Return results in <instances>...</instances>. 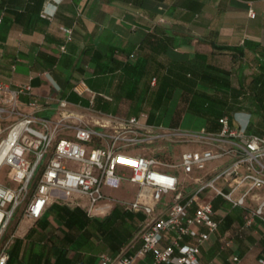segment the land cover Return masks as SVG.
<instances>
[{
	"label": "crops",
	"instance_id": "crops-1",
	"mask_svg": "<svg viewBox=\"0 0 264 264\" xmlns=\"http://www.w3.org/2000/svg\"><path fill=\"white\" fill-rule=\"evenodd\" d=\"M43 10H53L48 0H0V84L11 89L29 85L31 96L45 104L40 117L54 115L56 99L67 101L89 124L106 117H133V107L125 97L132 81L126 67L135 66L136 77H143L138 83L141 87L157 69L170 80L193 75L189 92L176 88L165 95L155 121L149 124L144 121L151 100L145 102L144 89H139L134 110L142 125L179 130V125H170L171 118L186 92L192 111L186 110L182 117L189 113L200 118L205 128L206 119L194 112L205 107L196 104L201 101L198 94L218 98L225 92L227 102H241L240 121L264 130V0H144L138 9L122 0H63L51 19L42 17ZM111 48L115 49L112 58L119 63L113 72L108 70L114 66L109 60ZM207 71L216 82L202 78ZM154 78L149 79L151 88L156 85ZM222 79L228 80L229 89L221 85ZM74 87L89 92L79 95ZM210 127L216 128L215 123ZM125 185L129 184L122 188ZM107 201L91 215L82 207L53 201L38 220H30L21 236L16 231L26 218L18 212L6 232L14 234L7 264H97L100 254L108 252L97 253L103 241L86 218L108 215L115 205ZM55 205L76 211L78 221L69 225L58 219L52 213ZM240 225L232 223L222 238L219 230L211 236L201 248V264H231L234 255L238 264H257L264 254V225L257 221L238 235ZM140 244L137 234L118 255H132ZM150 262L149 255L136 264Z\"/></svg>",
	"mask_w": 264,
	"mask_h": 264
},
{
	"label": "built area",
	"instance_id": "built-area-1",
	"mask_svg": "<svg viewBox=\"0 0 264 264\" xmlns=\"http://www.w3.org/2000/svg\"><path fill=\"white\" fill-rule=\"evenodd\" d=\"M48 1L53 10H43L45 19L63 2ZM248 16L255 14L249 10ZM23 96L29 97L26 102ZM55 104L52 117H40L45 104L31 96L29 85L0 84V137L6 132L0 138V153L5 150L0 169L10 171V184H0V264L9 260L14 234L6 232L18 212L35 221L53 201L82 207L80 201L86 200L82 208L91 215L101 202L114 201L105 190L118 191L125 183L137 192L132 201L117 204L145 215L141 246L133 255L101 254L97 264H136L149 255L150 264H201V248L222 222L214 198L241 211L242 229L257 221L264 225V135L248 133L241 112L219 118L218 132H187L149 128L136 118L106 117L89 124L67 101ZM163 142L195 148L177 162L166 159V149L160 158L131 155L141 145ZM181 176L191 182L183 185ZM238 262V256L231 257V264ZM257 264H264V254Z\"/></svg>",
	"mask_w": 264,
	"mask_h": 264
},
{
	"label": "trees",
	"instance_id": "trees-1",
	"mask_svg": "<svg viewBox=\"0 0 264 264\" xmlns=\"http://www.w3.org/2000/svg\"><path fill=\"white\" fill-rule=\"evenodd\" d=\"M144 0H122L123 4L126 6H129L134 9H138L142 6ZM162 1V0H158ZM154 32H156V28L153 29ZM152 35V34H151ZM155 37V36H154ZM218 50L221 48H217ZM114 48L110 49V63L111 66L108 68L109 72H113L118 69L119 63L114 61L112 58L114 54ZM226 50L229 51H238L236 48H226ZM118 52V51H117ZM240 53V51H238ZM135 54L132 52L130 53V56ZM127 71V76H129L132 81L130 82L131 84L127 87L126 91V99L130 101L132 105L131 109V114H134L133 117L130 118H136L138 121L140 120V117L138 115V110L135 112L134 108L137 103V98L139 97V89H144V96L143 100L149 98L150 103V110L146 113V118H145V123L149 124L155 121V111L160 108V106L163 104L162 100L165 97V95H170L172 90L176 88H184L189 92V88L192 86V73H188V75H178L175 80H170L165 75V72H161L160 70L157 69L155 72H153L150 76L147 78V83L145 82L144 86H138L139 79H142L143 77L139 75V77H136V68L135 66H127L126 67ZM161 72V75L160 73ZM154 78L156 81L155 87L151 88L149 86V79ZM206 82H216V78L211 74L208 73V71L203 75L202 77ZM221 85L225 89H229V82L226 79H222ZM199 97L201 98V101L196 103L199 106L203 107L200 111L199 110H194V112L197 113V115L202 116L204 119H206V126L205 130L208 132H218L220 129V126L218 124V119L223 117V116H231L232 113L235 112H241V105L240 101H228L227 98L229 97L228 95H225V92L218 97V98H213L210 95L206 93H199ZM247 93H243L240 96V99L243 100L246 97ZM152 96V97H151ZM67 100H73L69 96H65ZM188 99V93H183L181 94V100L178 103L177 108L174 111V114L171 118V126L172 127H177L179 125V122L182 118L183 113L186 110L192 111V107L189 103H187ZM147 102V101H145ZM195 104V103H194ZM220 106L221 109H217L216 107ZM225 106H228L226 110L224 109ZM222 109H224L222 111ZM108 112V110H107ZM110 112V111H109ZM108 112V113H109ZM216 125V128H211L210 125ZM219 126V127H218ZM248 133L254 134V135H264V130H256L251 124L248 123ZM213 203V208L214 210L222 209V222L219 227V230L225 231L228 229L232 223H237V224H242V219H241V211L236 208H232L229 204L223 202L220 198H214L212 200ZM52 213L60 220H64L66 224L72 225L78 221V218L75 217L74 213L76 211H69L67 207L64 206H58L55 205L52 207ZM146 217L142 213H134L132 211H129L125 209L123 206L116 204L110 213L106 215L102 219H97V218H86V223L91 225L94 229V232L102 239L103 241V246H101L98 250L97 253L101 251H107L108 253H102L106 254L111 258H115L119 256L120 250L128 245L137 234H139L141 225L145 221ZM239 233L238 235L243 234L244 229H242V225H240L239 228ZM141 246V244H140ZM140 248V247H139ZM136 252V251H135ZM134 252V253H135ZM133 253V254H134ZM132 254V255H133ZM101 255V254H100Z\"/></svg>",
	"mask_w": 264,
	"mask_h": 264
},
{
	"label": "rangeland",
	"instance_id": "rangeland-1",
	"mask_svg": "<svg viewBox=\"0 0 264 264\" xmlns=\"http://www.w3.org/2000/svg\"><path fill=\"white\" fill-rule=\"evenodd\" d=\"M106 109V107H105ZM110 110V109H108ZM85 119V118H84ZM203 125L202 120L200 118H197L191 114H186L182 117L180 123H179V130L181 131H187V132H196L198 131L201 126ZM6 133V132H5ZM4 134L1 135L0 138L4 137ZM166 147V148H165ZM194 146L190 143L186 142H179L175 143L172 145L165 146V143H154V144H147V145H141L139 146L134 153L131 155H146V156H154L156 158H160V151L165 150L168 152L169 156L166 157L167 160L171 162H177L181 153L186 152V151H193ZM166 154V153H165ZM164 158V157H163ZM181 181L183 185H187L189 182H191V178H188L186 176H181ZM0 184L3 185H9L10 184V171L7 166H3L0 169ZM136 186L134 185H125L124 188L121 190L115 191V190H105V193L113 198L114 201H107L109 205L117 204L119 201H132L134 199V194L136 192ZM82 207H85L87 204L86 200L80 201ZM223 215L222 213H220ZM16 218V215H14L13 219L11 222H13ZM31 221L28 219H23L16 231V234L18 236H21L25 233L26 229L30 226ZM222 232L219 230V237L222 238L221 236L223 235ZM230 234V233H229ZM218 238V237H217Z\"/></svg>",
	"mask_w": 264,
	"mask_h": 264
},
{
	"label": "bare ground",
	"instance_id": "bare-ground-1",
	"mask_svg": "<svg viewBox=\"0 0 264 264\" xmlns=\"http://www.w3.org/2000/svg\"><path fill=\"white\" fill-rule=\"evenodd\" d=\"M4 152H5V150H4ZM4 152H1V153H0V163H1V160H2V158H3V154H4Z\"/></svg>",
	"mask_w": 264,
	"mask_h": 264
}]
</instances>
